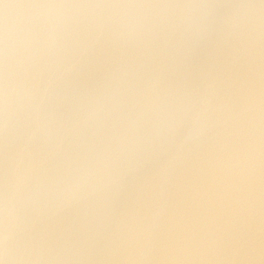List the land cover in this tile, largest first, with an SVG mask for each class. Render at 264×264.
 I'll return each instance as SVG.
<instances>
[{
	"label": "bare ground",
	"instance_id": "obj_1",
	"mask_svg": "<svg viewBox=\"0 0 264 264\" xmlns=\"http://www.w3.org/2000/svg\"><path fill=\"white\" fill-rule=\"evenodd\" d=\"M0 264H264V0H0Z\"/></svg>",
	"mask_w": 264,
	"mask_h": 264
}]
</instances>
